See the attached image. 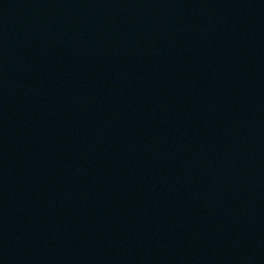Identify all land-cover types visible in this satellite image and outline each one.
I'll use <instances>...</instances> for the list:
<instances>
[{
	"label": "water",
	"instance_id": "1",
	"mask_svg": "<svg viewBox=\"0 0 264 264\" xmlns=\"http://www.w3.org/2000/svg\"><path fill=\"white\" fill-rule=\"evenodd\" d=\"M0 264H264V0H0Z\"/></svg>",
	"mask_w": 264,
	"mask_h": 264
}]
</instances>
